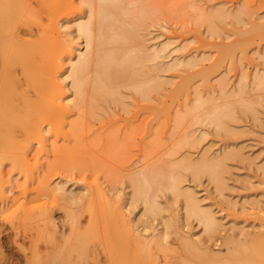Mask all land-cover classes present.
<instances>
[{"label":"rangeland","instance_id":"rangeland-1","mask_svg":"<svg viewBox=\"0 0 264 264\" xmlns=\"http://www.w3.org/2000/svg\"><path fill=\"white\" fill-rule=\"evenodd\" d=\"M75 3L77 8H67L59 21L63 25L59 32L69 40L68 51L73 56L75 51L71 46L82 49L83 45L82 37L74 31V23L80 14L84 15L85 9L80 0ZM121 5L123 10L119 9L120 5L117 7L120 20L116 19L118 10H115L114 23L125 25L127 22L124 26L129 30L126 35L135 33L136 39L131 36L134 37L131 42L130 36H124L118 43H108L106 47L119 45L127 53L133 51L142 55L150 52L158 41L167 40L170 43L164 51L166 56L161 58L159 69L155 70V62L143 61L142 69L148 72L144 76L132 73L139 65H131L122 83L112 84L119 93L114 96L116 100L113 95L104 93L105 99L100 97L99 104L88 98L90 102L87 100L81 111L70 106L68 124L63 126L70 142L64 135L56 137L48 132L45 137L48 152L44 153L33 144L29 168L33 169L35 180L26 190L22 186L24 177L5 161L4 172L11 191L5 193L8 204L5 199H0V261L4 264H22L24 256L32 254L29 251L35 243L43 253L62 251L60 254L64 257H59L64 264H83L75 251L67 255L63 250L76 245L71 237L72 221H76L79 230L88 226L90 194L86 184L88 191L95 184L103 188L111 205L119 207L133 228L138 225L143 237L149 239L154 233L161 235L156 237L161 245L147 248L151 261L147 259L144 264H202L189 256L180 235L197 239L210 252L223 257L232 246L229 238L246 242L264 230V83L261 86L253 84L256 72L262 74L264 80V0H122ZM43 9L40 11L44 12ZM40 11L31 10L22 20H29L30 26L34 24L31 28L35 29L43 14ZM121 11L126 14L121 16ZM33 13H41L37 17L39 21L34 15L30 16ZM45 16L41 15L43 19ZM123 19L125 22H121ZM256 25L257 30L253 29ZM236 28L241 34L235 31ZM23 36L26 40L34 39L32 34ZM36 51L33 57L34 53L31 54L32 62H37L35 65L41 63V51ZM189 57L195 60L193 67L172 63L173 58ZM1 61L0 55V70L3 71ZM68 61L66 53L63 66L66 67ZM150 74H157L160 84L144 97L129 83L136 77ZM205 76L208 84L203 83ZM188 78L187 87L184 83ZM68 81L60 80L64 93L72 91ZM37 82H29L27 86L24 84L27 82H23V88L27 87L23 92L29 98L35 97ZM50 88L56 89L55 86ZM197 95L200 103L203 100L200 106L197 99V106H194ZM212 103L230 107L231 117L224 118L223 127L216 128L203 119V114L214 106ZM243 103L251 109H245ZM73 120L79 124L70 127ZM205 156L211 159H207L209 163L220 160L213 169L214 178L203 170L193 172L183 167L185 157L193 163ZM151 171L155 177L151 173L148 178ZM170 174H179L182 187L191 190L202 208L216 216L219 225L212 233L204 231L194 216L185 213L182 197L174 196L163 187L162 182ZM136 175L147 177L143 178L144 184L150 194H156L160 203L158 215L144 211L141 201H130V181L131 177H138ZM39 181L47 191L38 187ZM57 186L66 188L65 192L54 188ZM70 189L76 195L74 198L67 197ZM21 200L31 208L30 218L22 216ZM5 205H9V209L5 210ZM11 212L16 214L15 217ZM45 220L49 221L48 228L43 226ZM93 225L97 232L87 245V263L122 264L115 239L119 236L118 228L110 229L103 219ZM143 225L147 228L143 229ZM64 239L66 242L63 243ZM54 243H61L62 247L57 249Z\"/></svg>","mask_w":264,"mask_h":264},{"label":"bare ground","instance_id":"bare-ground-1","mask_svg":"<svg viewBox=\"0 0 264 264\" xmlns=\"http://www.w3.org/2000/svg\"><path fill=\"white\" fill-rule=\"evenodd\" d=\"M34 1L0 0V55L3 61V71L0 70V199H5L7 201L6 204H8V197L5 193L11 191V185L9 184V178L5 177V161H8L11 167L16 169L18 173L24 177V183L22 186L26 190L28 185L33 183L35 180L34 171L29 168L31 163L29 153L33 144L39 146V150L44 153L48 152V150H46L47 144L45 142L46 133L48 132H51L56 137H58L59 134L64 135L68 142H70L71 139L67 136L68 132L63 130V126L68 124L66 119L71 112L70 106H73L77 111H81L88 98H90V101L97 100L98 103V99H100V97L105 99L104 93L113 95V100H116L114 96L119 93H117V90H115L113 85L115 83H122L126 73L130 69V66L138 64L139 67L137 69L133 68L131 72L140 76L147 75L148 72L142 69V67L145 66L142 64L143 61L145 62L146 60H150V62H155L153 70L157 69L161 58L166 56L164 51L170 43L167 40L161 42L158 41L154 44V46H152L150 52H143V54L141 53L142 55H138L133 51L131 53H127L125 48L119 45L106 47V44L108 43H118L119 40L124 39L125 37L129 38L130 36V34L129 36L128 34L126 35L129 30L124 27L127 22L125 25L114 23L116 18L114 17L115 10H118V5H120L119 9H122V0L121 4H119L120 0H80L85 5V9L83 11L84 15L80 14L77 17L74 23V31L76 35L82 37L83 45L82 49L77 46H71V48L75 51V55L73 56L69 54L68 51L69 40L63 37L59 32L60 27L63 26L62 23H59V21L62 17L60 15L65 12L67 8H77L75 0ZM35 5L36 7H34ZM38 7L42 9L44 7L43 10L45 13L43 11L41 12L40 10L42 9L39 10ZM31 10L43 13H35L37 16L34 15V13L30 15H34L35 20H40H38L39 22L35 24V29L31 28L34 24L30 26L28 23L29 20L25 22L24 20L26 18H22L25 16V13H28ZM119 11L120 10L116 12L118 17L116 19L118 20H120V16L118 15ZM123 13L121 11L120 15ZM40 14L46 15L45 19H43L44 17L42 16V18ZM38 15H40V17ZM37 17L39 18L37 19ZM122 18L123 17H121V19ZM121 22H125L124 19ZM257 28V25L255 27L253 26V29L257 30ZM235 31L241 34L238 28H236ZM131 32L133 33V31H130L129 33ZM26 33L29 35L32 34L34 39L29 40L27 38L28 40H26L23 36ZM134 34L131 36H134ZM131 36L129 40L132 42L135 36L133 38H131ZM36 50L41 51V58L39 57V59H41V63L38 62L39 64H36L37 66L35 65V63H37L35 62L36 60H33V63L31 59V54ZM37 52L38 51H36V53ZM66 53H68L69 61L65 67L63 66V57ZM33 55H35V53L32 54V57ZM194 61L190 59V57L188 59L184 58L183 60L173 58L172 63L174 66L184 64L188 67H193ZM150 69L152 70V68ZM261 75L262 74L259 75L258 72L254 74L255 77L253 79V84H255V86L264 83ZM140 76L139 78L136 77L132 79L129 84L135 91L142 94L144 97H147L150 90L159 86V77L157 74H150V76H145L143 78ZM61 79H69L68 82L72 88L70 93H64L60 83ZM36 80H38L39 83ZM189 80L190 78H188V81H185V83L182 81L181 84L183 85L184 83V85L187 86L190 82ZM23 82H27V84L24 83L26 86L29 82L32 84L37 82L35 83L37 86L34 89L38 92V94L35 91V97H30L33 99H30L29 95L25 94L26 92H23L25 91L23 89L26 87L25 86L23 88ZM207 82L208 79L205 76V78H203V83L206 84ZM237 84L239 83L237 82ZM52 86L56 87L55 91L54 89L52 91V88H50ZM49 89L51 90L49 91ZM237 90L239 91V89ZM29 91L27 92L31 93ZM239 92H237V95ZM46 94L48 95L47 100L45 99L47 97ZM198 95L195 97V101L197 99L199 102L200 99L198 100ZM73 97H77L79 99H73ZM224 98H226L225 95ZM202 102L203 100L201 99V103ZM201 103L199 102L197 105L199 104L198 106H200ZM209 103H211V101ZM227 106H222L220 104L214 105L211 111L209 110L203 114V119L212 125L214 124L216 128L223 127L224 118L229 117L230 115V107ZM242 106L245 109H251L247 104L243 103ZM190 111H192V109ZM75 124H79V121L73 120L69 123L70 127ZM207 159L208 158L206 156L201 157L197 162L192 163L189 161L190 159L187 160L185 157L183 167L191 169L193 172L203 170L214 178L213 169L215 166L220 164V160H214L212 163H209L211 159H208L209 161ZM147 172L148 171H146V173ZM151 173L152 171L150 172V176H148V178H151ZM143 175H145V173ZM139 176L131 177L132 179L130 184L132 186V195L130 197V201L134 202L135 200H139L142 202L144 211L150 212L153 215H158L161 211V207L156 198V194L149 193L147 184H144L146 180L143 181L145 176H143V178ZM152 177H155V175L153 174ZM181 179L182 178L179 174H170L169 178L166 179L165 182H162V185L174 196L182 197L185 213H189L194 216L200 224H202L204 231L212 233V231L219 225L216 216L210 210L202 208L199 200L191 190L186 187H182ZM148 181L150 183V179ZM42 183V181H39L38 187L42 189V191H47L48 189H45ZM85 187H87V189L89 188L87 184ZM54 188H61L64 192L66 190V188H62V186ZM87 189V193L90 194L87 209L89 215L88 226H86L84 230H79L78 226L75 225L76 221H72L70 226L72 234L71 237L75 241L76 245L67 247V249L63 251H66L67 255H69V252L75 251L80 260L83 261V264H89L86 259L88 256L87 245L96 237L97 232L93 223L97 222L98 219H100V221L103 219L108 222L109 228L116 227L119 230V236H115V239L117 238L116 243L119 247L122 264H144L147 259H149L148 262H150L151 255L149 254L147 248L152 245H161L159 239H156V237L158 238L161 235L156 236L157 234L154 233L151 234L152 237L149 239L143 237L140 232L142 231L141 228H139L138 225H135L133 228V224H130L127 220H125L123 215L124 213L119 209V207L111 205V201L107 197L103 188H101L98 184H95L90 187L89 191ZM75 196L76 195L73 189L68 190L67 197L74 198ZM87 197H89L88 194ZM24 199L26 200L27 198L24 197ZM25 200H21L19 207L20 212L24 218H30L32 211H30L31 208L28 207L26 202L27 200ZM3 207H5V210L9 209V205H5ZM11 213L12 217H15L16 214H14V212ZM70 218L73 219V216L71 215ZM48 223L49 221L46 220L43 222L44 228H48ZM145 227L143 229H145ZM164 238L165 237L163 235V239ZM230 239L232 246L227 250L226 255L221 257L213 252H210L200 243V241H196L197 239L194 241L192 238L189 239V237L185 235H180L181 244L189 256L198 259L202 264H264V230L260 235L251 237L246 242L236 241L233 237L229 238V240ZM64 242H66V239H64L63 243ZM60 244L61 243L55 244L57 249ZM37 246L38 245L36 243L33 245V249L31 250L32 252L29 251L32 254L30 256H24L25 258L22 264H55V261L61 259L60 257L62 255L60 253L62 251L52 250L53 252H50L49 250V253H43L39 250L40 247L38 246V249ZM139 248H142L143 250L141 251ZM21 249L23 250V248ZM51 261H53V263ZM63 261L64 260H60V263L58 264H62ZM0 264H4L3 261H0Z\"/></svg>","mask_w":264,"mask_h":264}]
</instances>
